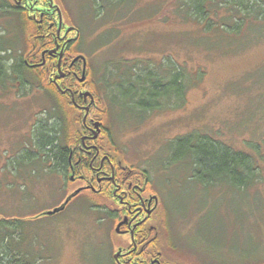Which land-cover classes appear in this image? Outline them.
I'll use <instances>...</instances> for the list:
<instances>
[{
  "label": "rangeland",
  "instance_id": "rangeland-1",
  "mask_svg": "<svg viewBox=\"0 0 264 264\" xmlns=\"http://www.w3.org/2000/svg\"><path fill=\"white\" fill-rule=\"evenodd\" d=\"M10 1L25 7L37 24L48 7L61 8L67 25L83 22L84 48L92 51L87 54L91 66H87L86 80L97 81L112 59L121 63L123 71L138 61L154 60L155 69L163 73L169 65L164 58L169 56L187 67L193 85L184 106L178 104V96L171 97L172 105L168 97H161L160 107L133 117L129 114L135 110L124 103L111 107L113 119L108 124L123 158L131 165L147 167L158 184L166 186L165 198L173 212L172 228L166 232L174 236L172 248L164 250L167 264H264V21H247L237 34L220 29L208 33L183 8L184 0H124L122 6L104 0L110 11L104 9L96 19L87 10L101 0ZM219 15H226L225 10L220 9ZM1 32L3 42L18 41V49H26L16 19L0 18V36ZM37 32L30 36L31 49L25 50L36 63L44 49L53 47L46 32ZM69 53L70 58L77 55ZM52 64L49 61L48 69L44 67V82L46 88L57 90L49 79ZM198 70L203 71L201 80L195 78ZM78 75L83 76L82 68ZM2 92L0 216L25 219L21 247L30 252V264H114L113 254L126 239L115 233L117 219L99 222L87 200L96 198L111 208L113 201L86 192L73 199L67 211L43 214L60 205L82 181L61 178L49 171V162L13 164L32 148L34 129L49 128L58 120L54 96L38 88L26 96H19L17 89ZM119 97L123 99L122 93ZM61 100L67 103L64 96ZM80 119L75 109L71 120L79 132ZM193 131L253 154L257 182L243 190L232 187L226 178L205 186L190 178L192 170L185 164H169V141ZM102 143L106 149L111 147L108 138ZM112 153L120 156L116 150Z\"/></svg>",
  "mask_w": 264,
  "mask_h": 264
},
{
  "label": "trees",
  "instance_id": "trees-1",
  "mask_svg": "<svg viewBox=\"0 0 264 264\" xmlns=\"http://www.w3.org/2000/svg\"><path fill=\"white\" fill-rule=\"evenodd\" d=\"M103 1L92 2L93 8H88L87 11L94 13L92 19L98 18L110 5L125 4L124 0H110V5L102 4ZM183 2V8L193 14L194 19L196 18L202 24L203 30L208 33L220 29L226 33L237 34L247 21H264V0H184ZM220 9L225 10L226 15H219ZM41 12L46 15L47 10L43 9ZM0 18L16 19L19 31L25 39V48L27 51L31 49L30 36L42 29V25L35 22L36 19L26 11V8L15 5L10 0H0ZM82 27H84L83 22L80 26L76 25L80 36L72 43L71 49L78 54V59L84 63L83 57H85L87 66H91L87 54L92 51H86L84 48ZM2 38H5V33L0 36V91L7 93L9 90L17 89L19 96H26L33 89L46 90L48 94L54 96L55 110L58 111V120L54 126L34 127L36 129L33 130L32 148L28 149L29 152L25 155L16 157L13 164L22 165V162L40 160L43 164L49 162L47 164L49 171L57 172L59 166L64 167L67 163L71 140L80 136L76 121L71 120L73 107L68 100L67 105L61 100L63 94L59 90L46 88L43 66H36L34 59L27 56L26 49L24 51L18 49V41L12 42L9 39L8 42H3ZM83 51L86 52L85 55L82 54ZM164 60L169 65L162 73L155 69L154 60L138 61L133 66H124L127 70L123 71L120 70L121 63L112 59L109 63L106 62L97 81L89 79L82 83L72 77L69 78L68 86L78 87L80 90L87 88L98 98L103 110L100 113V109H92V114L96 113L97 117L98 115L103 117L108 128L107 135L111 142L117 145L112 127L109 128L108 124L110 121L112 124L113 119L111 107L119 108L127 103L135 110V113L129 116L139 117L148 110L152 111L160 107L161 97H168V104L172 105L171 97L178 96V104L185 105L188 89L193 85L192 75L189 74L187 67L176 63L170 56L165 57ZM125 62L128 65V60ZM201 73L202 70L197 71L195 76L197 80H201ZM125 88L129 89L126 93ZM103 90L107 91V94L102 97ZM121 93L123 99L119 97ZM79 121L81 122V119ZM167 149L170 153L169 164H185L189 170H192L190 178L203 182L205 186L226 178L230 180L232 187L243 190L256 183L259 177L258 165L253 154L236 150L201 131H193L172 139ZM24 225L25 219L22 217L0 216V264H30V252L21 247V229Z\"/></svg>",
  "mask_w": 264,
  "mask_h": 264
},
{
  "label": "flooded vegetation",
  "instance_id": "flooded-vegetation-1",
  "mask_svg": "<svg viewBox=\"0 0 264 264\" xmlns=\"http://www.w3.org/2000/svg\"><path fill=\"white\" fill-rule=\"evenodd\" d=\"M59 9L60 11L58 8H44L52 19L47 20L49 17L44 15L37 20L42 25L37 35L46 32V36H49L48 43L53 47L42 51L41 61L36 66L48 69V62L53 63L50 83L57 87L74 110L79 111L82 118L80 136L71 141L67 163L64 167L59 166L56 172L61 178H68L73 183L82 181V184L66 194L62 203L69 197L70 199L62 211H67L72 200L83 193L107 196L115 207L97 202L96 198L87 201L90 202L89 209L98 213L99 222L117 219L115 233L126 239L117 248L111 261L114 264H167L164 250L172 248L170 242H173L174 236L173 232L171 236L166 232L168 227L172 228L173 217L171 205L165 198L166 186L164 183L159 185L158 178L147 167L131 165L123 158L119 145H114L107 135L108 128L103 117L92 114V109H102L98 98L87 88L80 90L78 87L68 86L69 78L72 77L81 82L78 72L81 68L83 71L84 63L77 58L78 54L70 58L71 45L79 38L80 33L76 26L64 22L62 10ZM87 91L91 95L85 96ZM95 122H100L101 129L96 138ZM104 138H108L111 147L106 149L102 143ZM110 149L116 150L120 156ZM77 191L79 192L76 193ZM74 193L76 194L73 195Z\"/></svg>",
  "mask_w": 264,
  "mask_h": 264
},
{
  "label": "water",
  "instance_id": "water-1",
  "mask_svg": "<svg viewBox=\"0 0 264 264\" xmlns=\"http://www.w3.org/2000/svg\"><path fill=\"white\" fill-rule=\"evenodd\" d=\"M83 57V56H82ZM79 58V57H78ZM84 58V68H83V76L80 78V81L83 82L86 79V69H87V61L86 58ZM91 95V93L89 91H87L85 93V96ZM101 132L100 129V122H95V128H94V138L98 137L99 133ZM79 191H77L76 193H78ZM76 193H74L73 195H75ZM70 197L64 202L62 203L60 206H56L52 209L46 210L43 214H47V215H53L55 213H58L59 211H62L66 205V203H68ZM116 257H118V254L116 255Z\"/></svg>",
  "mask_w": 264,
  "mask_h": 264
}]
</instances>
